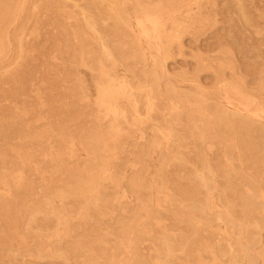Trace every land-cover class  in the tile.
I'll use <instances>...</instances> for the list:
<instances>
[{"label":"rangeland","instance_id":"rangeland-1","mask_svg":"<svg viewBox=\"0 0 264 264\" xmlns=\"http://www.w3.org/2000/svg\"><path fill=\"white\" fill-rule=\"evenodd\" d=\"M119 14L127 15L129 19L122 15L121 18ZM112 47L117 54L109 57L110 50L111 55L115 53ZM127 49H131L130 52ZM102 51L103 54L107 51L104 54L106 60ZM136 51L141 53H137L139 57ZM132 54L133 57L136 55L138 60H133L137 64L133 62ZM118 56L122 61L116 58ZM126 56L127 59L130 56L128 61L124 60ZM108 60L111 65L106 62ZM128 65L134 69H129ZM129 70H134L136 77L132 75L134 71L131 74ZM140 74L144 78H138ZM136 95L138 99L143 96L140 102ZM129 99L133 103H128ZM120 107L123 111L127 108L125 115L120 114L123 112ZM232 116L236 120L240 117L237 122L244 120L243 126L247 130L243 123L236 125ZM224 118L230 122H224ZM110 121L115 126L113 129ZM222 123L226 126L231 123L226 127L228 130ZM246 123L252 124L251 129ZM233 126L241 127L242 131L236 128L235 133ZM99 128L110 137L104 135L100 139L104 133L100 134ZM128 132L134 133L133 136L127 135ZM97 134L99 138L95 139ZM78 137L85 140L89 137L92 142L81 139L83 147ZM101 140L104 143L100 144ZM105 141L107 146L108 143L114 146L105 145L107 148L104 149ZM98 142L101 148L97 147ZM234 144L237 145L233 147ZM85 146L97 147V151L95 148L89 150V156ZM143 146L147 150L143 151ZM169 147L175 152L168 150ZM97 152L103 153L104 157ZM141 155L144 159L142 167L138 160ZM250 159L254 161V167ZM255 159L257 163L264 161V0H0V264H264V162L257 172L259 164ZM87 163L89 167H86ZM146 163L149 165L143 166ZM165 164L166 173H163ZM79 166L87 178L80 171L74 173ZM138 169L144 172L143 175ZM212 170L215 173L209 174ZM240 170L244 171L241 172L244 178L239 176ZM81 174L82 179L78 176ZM120 174L125 176L124 179ZM208 174L213 175V178L209 176L213 182L205 181V177L211 180ZM93 175L101 177L94 181ZM131 176L133 179L130 180ZM88 179L91 184L96 183V190ZM167 179L169 182L165 183ZM229 181L234 185L230 186ZM126 182L133 185L128 188ZM206 182L210 184L209 189ZM173 183L176 185H171ZM74 184L77 188H80L79 184L81 188L85 187L84 193H91L89 196L85 193L88 198ZM101 185H106L105 193ZM146 185L150 186L149 190ZM70 187H74V191ZM133 187L139 188L134 191ZM193 187L199 188L200 193ZM88 188L94 192L85 190ZM107 190L113 194L109 193L111 197ZM158 190L163 192L159 194ZM79 191L84 195L81 203ZM62 193H67V198H61ZM134 194L139 197L136 201ZM140 194H146L143 197L153 205H148ZM99 197L103 198H100L102 202ZM104 198L110 201L109 205L106 202L104 206L107 201ZM169 198L171 203L180 199L177 204L173 203L176 207L169 203ZM247 200L250 203L244 204L249 202ZM121 201L126 203L125 206ZM86 202H92L88 204L89 211ZM110 203H114L117 210ZM193 204H197L196 210ZM135 205L139 206L142 215L135 210ZM103 209L107 213L104 214ZM128 210L136 212L131 216ZM124 213L125 222L122 219ZM137 214L139 218L134 216ZM118 215L123 221L115 217ZM192 216L191 220L189 217ZM123 224L127 226L124 228ZM133 224L140 225L141 229L145 227L147 231H140V227ZM129 231L133 234L128 235ZM181 234L187 237H184L186 248ZM131 236L136 237L130 240ZM167 238H172L173 243ZM179 239L183 242L178 243ZM160 241L164 245H159ZM170 244L175 245H172L175 249ZM180 244H184V249ZM178 245L181 250H177ZM160 246L167 249L162 247L163 251H158ZM165 251L171 256L165 257Z\"/></svg>","mask_w":264,"mask_h":264},{"label":"bare ground","instance_id":"bare-ground-1","mask_svg":"<svg viewBox=\"0 0 264 264\" xmlns=\"http://www.w3.org/2000/svg\"><path fill=\"white\" fill-rule=\"evenodd\" d=\"M147 10H148V9H147ZM148 11H149V10H148ZM150 11H152V10H150ZM155 11H157V10H155ZM158 11L160 12V10H158ZM146 12H147V11H146ZM149 13H151V12H149ZM153 13H154V11H153ZM153 13H151V14H153ZM119 15H120V17H121L122 14H119ZM122 16H123V15H122ZM142 16H143V15H142ZM120 17H119V18H120ZM123 17H124V18H128L127 15H125V16H123ZM123 17H121V18H123ZM138 18H139V17H138ZM142 18H143V17H142ZM128 19H129V18H128ZM122 20H123V19H122ZM122 20H121V21H122ZM127 21H128V20H127ZM129 21H130V20H129ZM139 21H140V20H139ZM125 22H126V21H125ZM142 22H144V19H143ZM142 22H141V23H142ZM145 23H146V21H145ZM147 23H148V22H147ZM147 25H148V24H147ZM147 25H146V26H147ZM149 25H150V24H149ZM149 25H148V27H149ZM128 26H129V23H128ZM128 26H127V27H128ZM142 27H143V24H142ZM130 28H131V27H130ZM151 28H153V27H151ZM129 31H130V29H129ZM133 32H134V31H133ZM147 34H148V33H147ZM147 34H146V36H147ZM152 35H153V34H152ZM134 37H135V36H134ZM100 38H101V37H100ZM165 38H166V37H165ZM169 38H171V37H169ZM133 39H134V38H133ZM136 39H137V38H136ZM167 39H168V38H167ZM138 40H139V39H138ZM133 41H135V40H133ZM133 43H134V42H133ZM135 43H137V41H135ZM139 43H140V42H139ZM101 44H102V43H101ZM152 44H153V43H152ZM104 45H105V46H108V45H106V44H104ZM102 46H103V44H102ZM114 47H115V46H114ZM114 47H112V49H114ZM116 47H117V46H116ZM105 48H106V47H105ZM105 48L103 47L104 50H105ZM117 48H119V49H121V50H122V49L124 50V48H120V47H117ZM103 49H102V50H103ZM108 49H109V48H108ZM110 49H111V48H110ZM110 49H109V50H110ZM119 49H118V50L116 49V50L119 51ZM166 49H167V48H166ZM123 50H122V51H123ZM127 50L129 51V50H131V49H127ZM114 51H115V49H114ZM114 51H113V52H114ZM122 51H121V52H122ZM124 51H126V49H125ZM164 51H165V50H164ZM167 51H168V50H167ZM119 52H120V51H119ZM129 52H130V51H129ZM129 52H127V54H126L127 56H128V53H129ZM139 52H140V50H139ZM165 52H166V51H165ZM106 53H107V51H106L104 54H106ZM109 53H110V55L108 54L109 57H110V56L113 57L115 54H117L116 51H115V53H114L113 55H111V50H110ZM122 53H125V52H122ZM137 53H138V51H136V54H137ZM167 53H168V52H167ZM167 53H166V55H167ZM102 54H103V51H102ZM104 54H103V55H104ZM119 54H120V53H119ZM130 54H131V53H130ZM130 54H129V55H130ZM134 54H135V53H134ZM134 54H132L131 58L134 56ZM138 54L141 55V53H138ZM138 54H137V57H139ZM144 54H145V53H144ZM116 56H117V55H116ZM120 56L125 57V55H122V54H121ZM127 56H126V58H125L124 60L127 59ZM106 57H107V56L104 55L105 60H106ZM129 57H130V56H129ZM129 57H128V59H127L126 61H128V60L130 59ZM135 57H136V55H135ZM135 57H133L132 60H133ZM116 58L119 60V56L116 57ZM140 58H141V57H140ZM107 59H110V58H107ZM114 59H115V57H114ZM135 59H136V58H135ZM120 60H121V59H120ZM120 60H119V61H120ZM124 60H123V62H124ZM136 60H138V59H136ZM121 61H122V60H121ZM134 61H135V60H133V62H134ZM106 62H109V65H111V64H110L111 62H110L109 60L106 61ZM123 62H122V64H126V63H123ZM135 62H136L135 64L138 63L137 61H135ZM140 62H142V61L140 60ZM143 62H144V61H143ZM83 63H84V62H83ZM97 63H99V62H97ZM128 63H130V62H128ZM107 64H108V63H107ZM130 64H132V63H130ZM84 65H85V64H84ZM86 65H87V64H86ZM98 65H99V64H98ZM98 65H96V66L98 67ZM100 65H101V64H100ZM100 65H99V66H100ZM109 65H108V66H109ZM124 66H125V65H124ZM126 66H127V65H126ZM131 66H132V65H131ZM131 66L128 65L129 69H130ZM133 66H135V65H133ZM97 67H95V69H97ZM98 68H99V67H98ZM126 68H127V67H126ZM131 68H132V67H131ZM132 69H134V67H133ZM144 69H145V68H144ZM97 70H98V69H97ZM133 71H134V70H132V72H133ZM142 71L145 73L144 70H142ZM129 72H131V71L129 70ZM132 72H131V74H132ZM148 72L150 73V71H148ZM112 73H113V72H112ZM134 73H135V71H134ZM141 73H142V72H141ZM146 73H147V72H146ZM138 74H139V73H138ZM138 74H137V75H138ZM142 74H143V73H142ZM151 74H152V71H151ZM111 75H112V74H111ZM113 75H114V74H113ZM125 75H126V74H125ZM132 75L135 76L136 73H135V74H132ZM143 75H144V74H143ZM143 75L141 76V74H140L139 77H138V76H137V77L140 78V76L143 77ZM149 75H150V74H149ZM153 75H154V74H152V76H153ZM114 76H115V75H114ZM126 77H127V76H126ZM135 77H136V76H135ZM145 77H146V76H145ZM143 78H144V77H143ZM126 79H127V78H126ZM146 79H147V78H146ZM152 79H154V78H152ZM128 81H129V80H127V82H128ZM153 81H154V80H153ZM157 81H158V79H157ZM121 82H122V81H121ZM124 82H125V81H124ZM124 82H123V84H124V86H126V84H125ZM155 82H156V80H155ZM132 87H133V86H132ZM125 88H126V87H125ZM130 88H131V86H130ZM127 89H128V87H127ZM127 89H126V90H127ZM132 89H133V88H132ZM143 89H144V87H143ZM128 90H130V89H128ZM138 90H139V89H138ZM141 91H143V90L141 89ZM128 92H129V91H128ZM135 92H136V91H135ZM137 92H138V91H137ZM143 92H144V91H143ZM143 92H142V93H143ZM125 93H126V92H125ZM138 93H139V92H138ZM138 93H134V94H138ZM127 94H128V93H127ZM146 94H148V93H146ZM129 95H130V94H129ZM140 95H141V94H140ZM144 95H145V94H144ZM151 95H152V94H151ZM127 96H128V95H127ZM134 96H135V95H134ZM148 96H149V95H148ZM142 97H143V96H142ZM142 97H140V98H142ZM152 97H153V95H152ZM127 98H128V97H127ZM135 98H137V95H136ZM140 98H139V99H140ZM149 98H150V97H149ZM137 99H138V98H137ZM139 99H138V100H139ZM129 100H130V99H129ZM138 100H137V101H138ZM146 100H147V98H146ZM148 101H149V100H148ZM138 102H140V100H139ZM138 102H137V104H138ZM128 103H133V102L130 100V102H128ZM146 103H147V101H146L144 104L146 105ZM148 103H149V102H148ZM124 104H125V103H124ZM122 105H123V104H122ZM122 105H121V106H122ZM127 105H128V104H125L126 107H127ZM132 106L134 107V104H133ZM139 107H140V106L138 105V109H139ZM145 107H146V106H145ZM148 107H150V106H148ZM215 107H216V106H215ZM122 108H123V107H122ZM122 108H121V107L119 108V109H120V112L123 111ZM220 108L223 109V107H220ZM123 109H124V108H123ZM126 109H127V108H126ZM126 109H125L122 113H120V114L125 115V114H123V113H125ZM131 109H132V108H131ZM215 110H217V108H216ZM220 110H221V109H220ZM220 110L218 109V111H220ZM223 110H224V109H223ZM114 111H115V110H114ZM132 111H133V110H132ZM138 111H139V110H138ZM218 111H217V112H218ZM139 112H140V111H139ZM154 112H155V111H154ZM215 112H216V111H215ZM225 112H226V109H225ZM126 113H127V111H126ZM136 113H138V112H136ZM218 113H221V112H218ZM110 114H111V113H110ZM228 114H229V113H228ZM231 114H232V113H231ZM234 114H235V113H234ZM112 115H114V114H112ZM116 115L121 117V115H118V114H116ZM130 115H131V113H130ZM222 115H223V114H222ZM109 116H110V118H111V115H109ZM126 116H127V115H126ZM223 116H224V115H223ZM225 116H226V115H225ZM218 117H220V116H218ZM226 117H228V115H227ZM229 117H230V116H229ZM232 117H234V116H232ZM115 118H116V116L114 117V119H115ZM124 118H125V117H123V119H124ZM127 118H128V116L126 117V119H127ZM221 118H222V116H221ZM221 118H220V119H221ZM236 118H237V116H236ZM112 119H113V118H112ZM118 119H119V117H118ZM120 119H121V118H120ZM224 119H225L224 122L230 120V119H227V118H224ZM226 119H227V120H226ZM237 119H238V120H236L235 117L233 118V120H236V121H235L236 125H237V123H243V122H244V120H243L242 122H237V121H240V120H239L240 117H238ZM100 120H101V117H100ZM100 120H99V122H100ZM221 120H222V119H221ZM233 120H232L231 122H233ZM246 120H247V119H246ZM116 121H118V120H116ZM126 121H127V120H126ZM127 122H128V121H127ZM222 122H223V121H222ZM224 122H223V123H224ZM229 122H230V121H229ZM245 122H246V121H245ZM101 123H102V122H101ZM108 123H109V122H108ZM110 123H111V121H110ZM113 123H114V122H113ZM223 123H222V124H223ZM226 123H228V122H226ZM96 124L99 125V123H95V125H96ZM230 124H231V123H230ZM230 124H229V125H230ZM246 124H248V123H246ZM98 125H97V128H98ZM110 125H112V129H113V127H115V126H113L114 124H112V123H111ZM118 125H119V124H118ZM125 125H126V124H125ZM125 125H124V126H125ZM127 125H128V123H127ZM229 125H228V126H229ZM232 125H233V124H232ZM238 125L241 126L240 124H238ZM243 125H244V123L242 124V126H243ZM248 125H249V124H248ZM248 125H247V126H248ZM251 125H252V124H251ZM251 125H249V128H250V129H251V127H250ZM100 126H101V124H100ZM223 126H225V129H227L226 127H228V126H226V124H225V125L223 124ZM242 126H241V127H242ZM101 127H102V126H101ZM101 127H100V128H101ZM121 127H122V126H121ZM131 127H132V126H131ZM234 127H235V133L237 132V131H236V128H237V129L240 128V130H241V127L233 126V128H234ZM243 127H244V126H243ZM91 128H92V127H91ZM91 128H90V129H91ZM93 128H94V126H93ZM100 128H99V130H100ZM116 128L118 129V127H116ZM233 128H232V129H233ZM244 128H245V127H244ZM102 129H103V127H102ZM110 129H111V128H110ZM127 129H128V128H127ZM127 129L125 128V130H127ZM242 129H243V128H242ZM252 129H253V127H252ZM88 130H89V129H88ZM92 130H93V129H92ZM94 130H95V129H94ZM118 130H119V129H118ZM120 130H121V128H120ZM227 130H228V129H227ZM229 130H231V129L229 128ZM233 130H234V129H233ZM238 130H239V129H238ZM240 130H239V131H240ZM246 130H247V127L245 128V131H246ZM248 130H249V129H248ZM95 131H96V130H95ZM95 131H94V133H95ZM109 131H110V130H109ZM109 131H108V132H109ZM127 131H129V130H127ZM131 131H132V128H131ZM131 131H130V132H131ZM241 131H242V130H241ZM90 132H91V131H90ZM100 132H101V130H100ZM102 132L104 133V131H102ZM102 132H101L100 134H103ZM111 132H112V131H111ZM111 132H110V133H111ZM118 132H119V131H118ZM118 132H116V133L118 134ZM133 132H134V131H133ZM229 132H230V131H229ZM85 133H86V132H85ZM87 133L89 134V131H87ZM94 133H92V134L94 135ZM96 133L99 134V132H97V131H96ZM96 133H95V135H96ZM114 133H115V132H114ZM134 133H135V132H134ZM134 133H133V134H134ZM232 133H233V132H232ZM235 133H234V134H235ZM80 134H81V133H80ZM98 134H97V136H94L95 139H96V137L99 138ZM100 134H99V135H100ZM106 134H107V133H106ZM129 134H131V135L133 136L132 133H129V132H128L127 135H129ZM90 135H91V134H90ZM90 135H89V136H90ZM93 135H91V136H93ZM104 135H105V133H104L103 135H100V139H101V136H104ZM110 135H111V134H110ZM115 135H116V134H115ZM115 135H112V137H114ZM121 135H122V134H120V137H121ZM78 136H79V135H78ZM91 136H90V137H91ZM118 136H119V135H118ZM118 136H117V137H118ZM124 136H125V135H124ZM202 136H203V135H202ZM81 137H83V136L81 135ZM106 137H107V135H105V138H106ZM109 137H110V136H109ZM109 137H107V138H109ZM127 137H129V136H127ZM78 138H80V137H78ZM83 138H84V137H83ZM83 138H80V140L83 139ZM91 138H92V137H91ZM91 138H90V139H91ZM98 138H97V140H98ZM114 138H116V136H115ZM118 138H119V137H118ZM90 139H89V137H88V139L86 138V140H88L89 142H90ZM95 139L93 138V141H94ZM120 139H121V138H119L118 140H120ZM83 140H85V139H83ZM86 140H85V141H86ZM97 140H96V141H97ZM104 140H105V139H104ZM109 140H110V139H109ZM114 140H115V139H114ZM102 141H103V140H101V143H100V142L97 143V147H98V148H101V147H102V146H98L99 143H100V144L104 143V141H103V142H102ZM115 141H117V140H115ZM81 142H82V140H81ZM89 142H86V143L89 144ZM91 142H92V139H91ZM109 142H110V141H109ZM117 142H118V141H117ZM82 143H83V147H84V142H82ZM93 143H94V142H93ZM105 143H106V141H105ZM243 143H244V142H243ZM90 144H91V143H90ZM108 144H109V145L111 144L110 146H112V145L114 146V144H112V143H108ZM116 144H117V143H116ZM116 144H115V145H116ZM245 144H246V143H245ZM91 145H92V144H91ZM91 145H89L90 148H91ZM105 145L107 146V143L104 144V146H103L104 149H105V147H106ZM109 145H108V146H109ZM123 145H124V144H123ZM236 145H237V144H234V145H232V146L234 147V146H236ZM240 145H241V144H240ZM251 145H252V144H251ZM108 146H107V147H108ZM116 146H118V144H117ZM116 146H115V147H116ZM232 146H231V147H232ZM241 146L245 147L244 144L241 145ZM254 146H255V145H254ZM254 146H253V147H254ZM87 147H88V145H87ZM87 147L85 146V148H87ZM92 147H94V146H92ZM97 147H94L96 151H97V149H96ZM107 147H106V148H107ZM115 147H114V148H115ZM143 147H144V146H143ZM143 147H142V149H143ZM239 147H240V146H239ZM248 147H249V146H248ZM90 148H87V150L89 151V150L94 149V148H92V149H90ZM110 148L113 149V147H110ZM116 148H117V147H116ZM121 148L123 149L124 146L122 147V145H121ZM240 148H241V147H240ZM60 149H61V148H60ZM62 149H63V147H62ZM66 149H67V148H66ZM140 149H141V148H140ZM140 149H138V155L140 154V153H139V150H140ZM142 149H141V151H142ZM243 149H244V148H243ZM248 149H249V148H248ZM248 149H247V150H248ZM67 150H68V149H67ZM85 150H86V149H85ZM100 150H101V149H100ZM113 150H114V149H113ZM113 150H111V153L114 152ZM115 150H117V149H115ZM118 150H119V149H118ZM120 150H121V149H120ZM120 150H119V152H120ZM145 150H147V148L144 147V150H143V151H145ZM168 150H172V151H174V149H170V147L168 148ZM247 150H246V152H247ZM70 151H71V149H70ZM96 151H94V152L91 151V152L95 153ZM106 151L108 152L109 150L107 149ZM112 151H113V152H112ZM143 151H142V153H143ZM250 151H251V150H250ZM250 151H249V152H250ZM63 152H65V150H64ZM102 152H103V150H102ZM122 152H123V151H122ZM148 152H149V151H148ZM170 152H171V151H170ZM174 152H175V151H174ZM72 153H73V152H72ZM89 153H90V151L88 152V154H89ZM93 153H92V154H93ZM142 153H141V154H142ZM144 153H145V152H144ZM144 153H143V154H144ZM63 154H64V153H63ZM63 154H62V155H63ZM97 154L99 155L100 152H97ZM120 154H121V153H120ZM146 154H147V153H146ZM146 154H145V155H146ZM57 155H59V154L57 153ZM62 155H61V158H62ZM72 155H73V154H72ZM72 155H71V156H72ZM94 155H95V154H94ZM98 155H97V156H98ZM100 155H103V153H101ZM112 155L114 156V154H112ZM112 155H111V156H112ZM59 156H60V155H59ZM89 156H91V155L89 154ZM108 156H110V154H109ZM111 156H110V157H111ZM118 156H119V154H118ZM118 156H117V157H118ZM136 156H137V155H136ZM146 156H148V154H147ZM24 157H27V155H25ZM28 157H29V156H28ZM31 157H32V156H31ZM31 157H30V158H31ZM69 157H70V156H69ZM103 157H104V155H103ZM110 157H109V159H113V158H110ZM139 157H142V155L139 156ZM21 158H22V157H21ZM52 158H53V157H52ZM56 158H57V157H56ZM56 158H55V161H56ZM58 158H59V157H58ZM88 158H89V157H88ZM88 158H87V159H88ZM98 158H99V156H98ZM100 158H101V156H100ZM100 158H99V159H100ZM144 158H145V162H148V161H146V159H148V158H146L145 156H144ZM171 158H172V157H171ZM171 158H168V159H171ZM87 159H86V160H87ZM91 159H93V157H92ZM91 159H89V160H91ZM99 159H98V160H99ZM102 159H103V158H102ZM105 159H106V158H105ZM109 159H108V160H109ZM116 159H117V158H116ZM116 159L114 158V160H116ZM173 159H174V158H173ZM176 159H177V158H176ZM178 159H179V158H178ZM181 159H183V158H181ZM181 159H180V160H181ZM184 159H185V158H184ZM246 159H247V158H246ZM248 159H249V158H248ZM22 160H23V159H22ZM52 160H53V159H52ZM58 160H59V159H58ZM60 160H61V159H60ZM89 160H87V161H89ZM103 160H104V159H103ZM103 160H102V161H103ZM106 160H107V159H106ZM138 160H140L139 163H140V165H141V162L143 163L142 160H144V159H143V157H142L141 159H138ZM174 160H175V159H174ZM187 160H188V159H187ZM204 160H205V159H204ZM250 160H251V161H250V164H251L252 159H250ZM29 161H30V160H29ZM55 161L53 160L52 162L55 163ZM93 161H94V160H93ZM110 161H111V160H110ZM168 161H169V160H168ZM168 161H167V162H168ZM177 161H179V160H177ZM182 161H183V160H182ZM185 161H186V160H185ZM185 161H184V162H185ZM206 161H207V160H206ZM244 161H245V160H244ZM246 161H247V160H246ZM257 161H258V160H257ZM261 161H262V159H261ZM96 162H97V161H96ZM98 162H101V160H99ZM137 162H138V161H137ZM165 162H166V161H164V163H165ZM170 162H171V161H170ZM172 162H173V161H172ZM179 162H180V161H179ZM253 162H254V161H253ZM253 162H252L251 166L253 165V167H254V163H253ZM255 162H256V159H255ZM263 162H264V161H263ZM263 162H262V163H263ZM56 163H58V162H56ZM91 163H92V162H91ZM91 163H90V165H91ZM109 163H110V162H109ZM111 163H112V162H111ZM181 163H182V162H181ZM181 163H180V164H181ZM186 163H188V162L186 161ZM262 163H261V162H260V163H257V162H256V164H259V166H258L259 169H258V167H257L256 169H258V171H257V170H255V171L259 172V170L262 169V165H261ZM24 164H25V163H24ZM27 164H28V163H27ZM87 164H88V163H87ZM104 164H106V163H104ZM143 164H144V163H143ZM146 164H147V163H146ZM162 164H163V163H162ZM162 164H161V166H162ZM174 164H175V163H174ZM59 165H60V164H59ZM148 165H149V164H147V165H143V166L146 167V166H148ZM182 165H183V164H182ZM185 165H186V164H185ZM204 165H205V163H204ZM260 165H261V169H260ZM84 166H85V165H84ZM91 166H92V165H91ZM95 166H96V165H93V167H95ZM102 166H103V165H102ZM102 166H100V167H102ZM106 166H107V164H106ZM165 166H166V164L163 166V167H164V168H163V173L165 172L164 169L167 168V167H165ZM205 166L208 167L209 165H205ZM251 166H250V167H251ZM81 167H82V166H81ZM86 167H89V164H88V166H86ZM86 167H84V168H86ZM96 167H97V166H96ZM141 167H142V165H141ZM206 167H205V168H206ZM250 167H249V168H250ZM79 168H80V166L77 167V170H78ZM82 168H83V167H82ZM84 168H83V169H84ZM91 168H92V167H91ZM103 168H104V167H103ZM105 168H106V167H105ZM107 168H108V167H107ZM107 168H106V169H107ZM109 168H110V165H109ZM147 168H148V167H147ZM147 168H146V170H147ZM160 168H162V167H160ZM208 168H209V169H212V167H210V166H209ZM208 168H207V170H208ZM263 168H264V165H263ZM36 169L38 170L39 168H36ZM94 169H96V168H94ZM94 169H93V170H94ZM99 169H100V168H99ZM101 169H102V168H101ZM101 169H100V171H102ZM251 169H252V168H251ZM254 169H255V168H254ZM74 170H75V169H74ZM77 170H76L74 173H77V174H78L79 171H80V169L78 170V172H77ZM109 170H110V169H109ZM113 170H114V169H113ZM136 170H137V169H136ZM141 170H142V168H141ZM241 170H243V169H241ZM241 170H240V175H239V176L242 177V175H241L242 173H241V172H244V171H241ZM89 171H91V172L89 173V174H91V173H92V169H90ZM89 171H88V172H89ZM107 171H108V170H107ZM111 171H112V169H111ZM138 171H140V170L138 169ZM143 171H144V170H143ZM159 171H160V170H159ZM194 171H195V170H194ZM196 171H197V170H196ZM210 171H211V170H210ZM80 172L83 173V172H85V171H82V169H81ZM93 172H95V171H93ZM112 172H113V171H112ZM135 172H136V171H135ZM135 172L133 173L134 175L136 174ZM198 172H199V171H198ZM203 172H204V171H203ZM203 172H202V173H203ZM225 172H226V171H225ZM257 172H255V173H257ZM85 173H86V172H85ZM97 173L100 174V172H99L98 170H97ZM110 173H111V172H110ZM114 173L117 174L116 171H115ZM138 173H139V172H138ZM143 173H144V172H143ZM143 173H141V171H140V174L143 175ZM159 173H160V172H159ZM161 173H162V172H161ZM161 173H160V175H161V177L163 178L164 175L162 176ZM165 173H166V172H165ZM194 173H195V172H194ZM214 173H215V170H214ZM214 173H213V170H212V172H210L209 174H214ZM227 173H228V171H227ZM245 173H246V172H245ZM245 173H243V174H245ZM89 174H88V175H89ZM108 174H109V172H108ZM116 174H114V176H115ZM205 174H206V173H205ZM205 174H204V175H205ZM209 174H208V177L211 176V175H209ZM228 174H229V173H228ZM95 175H96V174H95ZM97 175H98V174H97ZM120 175H121V174H120ZM120 175H119V176H120ZM124 175H125V174H124ZM134 175H133V176H134ZM136 175H137V174H136ZM136 175H135V176H136ZM158 175H159V174H158ZM166 175L168 176V174H166ZM226 175H227V174H226ZM78 176H79V178H80V176L82 177V174H81V175H78ZM93 176H94V175H93ZM102 176L104 177L105 175H103V173H102ZM109 176L112 177L111 174H110ZM117 176H118V175H116L115 177H117ZM121 176L123 177V175H121ZM135 176H134V177H135ZM138 176H139V175H138ZM138 176H137V178H138ZM145 176H146V175H145ZM192 176H194V174H193ZM195 176L197 177L198 174L196 173ZM201 176H202V175H201ZM201 176H199V177H201ZM205 176H206V175H205ZM205 176H204V177H205ZM227 176H228V175H227ZM239 176H238V177H239ZM244 176H246V175H244ZM247 176H248V173H247ZM83 177H86V176H84V173H83ZM99 177H101V175L97 176V178L94 176V181H95V178L98 179ZM110 177H109V178H110ZM122 177H120V178H122ZM124 177H125V176H124ZM124 177H123V179H124ZM131 177H132V176H131ZM158 177H159V176H158ZM165 177H166V176H165ZM204 177H203V179H204ZM208 177H207V178H208ZM211 177L213 178V175H212ZM79 178H77V179L79 180ZM86 178H87V177H86ZM88 178H90V177H88ZM91 178H93V177H91ZM109 178H108V179H109ZM112 178H113V177H112ZM120 178H119V179H120ZM140 178H142V177H140ZM168 178H169V177H168ZM194 178H195V177H194ZM201 178H202V177H201ZM201 178H200V179H201ZM209 178H210V177H209ZM242 178H244V177H242ZM80 179H82V178H80ZM83 179H84V178H83ZM131 179H133V177L130 178V180H131ZM144 179H145V177H144ZM200 179H199V180H200ZM203 179H202V180H203ZM210 179H211V178H210ZM85 180H86V179H85ZM88 180H89V179H88ZM92 180H93V179H92ZM101 180H102V179H101ZM104 180H105V177H104ZM104 180H103V181H104ZM111 180H112V179H111ZM121 180H122V179H121ZM130 180H129V181H130ZM136 180H137V179H136ZM140 180H142V179H140ZM160 180H161V183H162V181L164 182V180H162V179H160ZM197 180H198V177H197ZM206 180H208V181H212L213 179L209 180V179H206V177H205V181H206ZM79 181H81V180H79ZM82 181L84 182V180H82ZM82 181H81V182H82ZM89 181H90V180H89ZM115 181H117V180H115ZM127 181H128V180H127ZM166 181L169 182L168 179L165 180V183H166ZM255 181H256V180H255ZM75 182H76V181H75ZM75 182H74V183H75ZM101 182H102V181H101ZM110 182H112V181H110ZM121 182H122V181H120V184H121ZM138 182H140V181H138ZM158 182H159V181H158ZM199 182H200V181H199ZM201 182H202V181H201ZM201 182H200L199 184H201ZM212 182H213V181H212ZM229 182H230V181H229ZM248 182H250V181L247 180V183H248ZM252 182L254 183V180H253ZM258 182H259V181H258ZM86 183H88V182L86 181ZM128 183H129V182H126V184H128ZM134 183H135V182H134ZM136 183H137V182H136ZM141 183H143V184L145 185L144 182H141ZM146 183H147V182H146ZM156 183H157V181H156ZM161 183H160V185H161ZM209 183H210V182H209ZM230 183H231V182H230ZM230 183H229V184H230ZM240 183H241V182H240ZM240 183H238V184H240ZM70 184H73V182L70 183ZM75 184H77V182H76ZM75 184H74L73 186H75ZM90 184H91V181H90ZM90 184H88V185H90ZM95 184H96V183H95ZM95 184H94V183L91 184L92 186H93V185L95 186V187L93 186V188H95L94 190H96V188H98V187H96ZM97 184H100V183L97 182ZM102 184H104V183L102 182ZM120 184H119V186H120ZM148 184H149V183H148ZM199 184H198V185H199ZM206 184H207V189H209L208 187H209L210 184H208L207 182H206ZM211 184H212V183H211ZM232 184L234 185V182H232V183L230 184V186H233ZM235 184H236V183H235ZM238 184H237V185H238ZM242 184H243V183H241V185H242ZM245 184H246V182H245ZM255 184H257V181H256ZM255 184H254V185H255ZM259 184H260V183H259ZM79 185H80V188H79V187L77 188V185L75 186V188H77V189H79V190L82 189V191H83L85 187L81 188V184H79ZM91 185H90V188H91ZM116 185H117V184H116ZM128 185H129V184H128ZM128 185H125V186H128ZM132 185H133V184H132ZM132 185L130 184V185L128 186V188H129L130 186H132ZM140 185L142 186V184H140ZM144 185H143V186H144ZM160 185H159V187H160ZM169 185H170V184H169ZM171 185H174V183L171 184ZM175 185H176V184H175ZM175 185H174V186H175ZM227 185H228V184H227ZM247 185H248V184H247ZM260 185H261V184H260ZM260 185H259V186H260ZM97 186H99V185H97ZM102 186L104 187V185H101L100 187H102ZM113 186H114V185H113ZM121 186H123V185L121 184ZM135 186H138V185H135ZM135 186H134V187H135ZM143 186H142V187H143ZM151 186H152V185H151ZM161 186H165V184L163 183V185H161ZM167 186H168V185H167ZM196 186H197V185H196ZM250 186H251V188L253 187V185H250ZM250 186H249V188H250ZM105 187H106V185H105ZM105 187H104V189H103L104 193L106 192V191H105ZM134 187H133V188H134ZM149 187H150V186H149ZM149 187H147V185H146V188H148V190H149ZM172 187H173V186H172ZM178 187H179V185H178ZM199 187H200V186H199ZM201 187H202V186H201ZM204 187H205V186L203 185V188H204ZM240 187H241V186H239V188H240ZM246 187H247V186H246ZM254 187H255V186H254ZM72 188H73V191H74V187H72ZM72 188L70 187L69 189H71V191H72ZM113 188H115V187H113ZM117 188H119V187L117 186L116 189H117ZM120 188H121V187H120ZM123 188H124V187H123ZM123 188H121V189L124 190ZM128 188L125 187L126 190H127ZM133 188H132V189H133ZM137 188H139V187H137ZM137 188H134V191H135V189L137 190ZM144 188H145V187H144ZM144 188H143V190H144ZM152 188H153V187H152ZM152 188H151V189H152ZM193 188L195 189L194 191L197 190V192H199V190H200L199 188L196 189L197 187H196V188L193 187ZM193 188H192V189H193ZM231 188H232V187H231ZM235 188H236V187H235ZM237 188H238V186H237ZM237 188H236V189H237ZM243 188L245 189L244 186H243ZM243 188H242V189H243ZM259 188H260V187H259ZM151 189H150V191H152ZM160 189H161V187H160ZM160 189H159V190H160ZM163 189H165V188H163ZM170 189H171V188H170ZM176 189H177V188H176ZM192 189H191V191H192ZM205 189H206V187H205ZM224 189H225V187H224ZM229 189H230V188H229ZM236 189H235L234 191H236ZM255 189H256V188H255ZM255 189H254V190H255ZM262 189H263V188H262ZM65 190H66V188H65ZM75 190H76V189H75ZM85 190H90V189L88 188V189H85ZM94 190H90V191H91V192H92V191L94 192ZM119 190H120V189H119ZM130 190H131V189H130ZM130 190H128V191H129V192H132V191H130ZM139 190H140V189H139ZM141 190H142V188H141ZM143 190H142V191H143ZM159 190H158V193H159ZM183 190H185V188H184ZM222 190H223V189H222ZM227 190H228V188H227ZM232 190H233V189H232ZM238 190H239V189H238ZM238 190H237V191H238ZM247 190H248V189H247ZM250 190H252V189H250ZM71 191H69V192H71ZM168 191H169V189H168ZM174 191H175V188H174ZM174 191L171 192V193H173V195L175 194ZM188 191H190V190H188ZM223 191H224V190H223ZM223 191H222V193H223ZM228 191H231V189L228 190ZM237 191H236V192H237ZM239 191H241V188H240ZM239 191H238V192H239ZM262 191H263V190H262ZM66 192H67V191H66ZM69 192H68V194H67V193H65V194L69 195ZM76 192H77V194H78V191H76ZM79 192H80V191H79ZM87 192H88V191H87ZM98 192H99V191H98ZM107 192H108V190H107ZM114 192H116V190H114ZM117 192H118V191H117ZM137 192H138V191H137ZM143 192H144V191H143ZM162 192H163V191H162ZM162 192H160V193H162ZM176 192H177V190H176ZM180 192H181V191L179 190V193H180ZM197 192H196V193H197ZM225 192H227V191L225 190ZM232 192H233V191H232ZM253 192H254V191H253ZM255 192H256V191H255ZM255 192H254V193H255ZM80 193H81V196H82V192H80ZM85 193H86V192H85ZM85 193H84V191H83V194H84V195H85ZM100 193H101V197H102V195H103V194H102V191H101ZM109 193H110V192H108V194H109ZM124 193H125V192H124ZM135 193H136V192H135ZM138 193H141V192H138ZM160 193H159V194H160ZM171 193H170V194H171ZM186 193H187V192H186ZM199 193H200V192H199ZM199 193H198V194H199ZM254 193H252V195H253ZM60 194H61V193H60ZM62 194H63V195H61V198H63V197L65 196L64 193H62ZM72 194H73V192L70 193V196H71ZM90 194H91V193H90ZM90 194H89V195H90ZM110 194H111V193H110ZM110 194H109V195H110ZM118 194H119V192H118ZM166 194H167V193H166ZM168 194H169V193H168ZM168 194H167V195H168ZM183 194H184V193H183ZM193 194H194V193H193ZM198 194H197V195H198ZM223 194H224V193H223ZM248 194H249V192H248ZM250 194H251V193H250ZM9 195H10V194H9ZM67 195H66V196H67ZM84 195H83V196H84ZM86 195H88V193H86ZM86 195H85V197H86ZM89 195H88V196H89ZM92 195H94V194H92ZM92 195H91V196H92ZM109 195H107V197H105V198H108ZM111 195H113V194H111ZM111 195H110V197H111ZM141 195H142V194H140V196H141ZM143 195H144V194H143ZM143 195H142V197H143ZM145 195H146V194H145ZM145 195H144V196H145ZM164 195H165V194H164ZM175 195H176V194H175ZM175 195H174V196H175ZM178 195H180V194H178ZM187 195H188V193H187ZM256 195H258V194L256 193ZM12 196H13V195H12ZM57 196H58V194H57ZM66 196H65V197H66ZM83 196L81 197V200H79L80 203H81L82 199L84 198ZM97 196H98V195H97ZM99 196H100V195H99ZM105 196H106V195H105ZM116 196H118V195H115V198H117ZM134 196H136V194H134ZM146 196H147V195H146ZM161 196H162V195H161ZM165 196H166V195H165ZM165 196H164V197H165ZM170 196H171V195H170ZM174 196H173V197H174ZM180 196H181V195H180ZM180 196H178V197H180ZM188 196H189V195H188ZM253 196H254V195H253ZM8 197H9V196H8ZM10 197H11V196H10ZM65 197H64V199H65ZM92 197H93V196H92ZM101 197H99L98 199H100ZM103 197H104V196H103ZM113 197H114V196H112V198H113ZM123 197H124V195H123ZM125 197H126V196H125ZM162 197H163V196H162ZM162 197H160V198H162ZM164 197H163V198H164ZM178 197H177V198H178ZM182 197H183V195H182ZM195 197H196V194H195ZM249 197H251V196H249ZM66 198H67V197H66ZM86 198H88V197H86ZM86 198H85V199H86ZM105 198H104V200H107V199H105ZM112 198H111L110 200H112ZM118 198H120V197H118ZM135 198H136L135 201H136L137 199H139V197L137 198V196H136ZM158 198H159V197H158ZM167 198H168V197H167ZM188 198H189V197H188ZM188 198H186V199H188ZM251 198H252V197H251ZM101 199H103V198H101ZM101 199H100V202H102ZM143 199H146V198L143 197ZM143 199H141V200H143ZM174 199H175V198H174ZM180 199H181V197H180ZM180 199H178V201H179ZM244 199H245L244 201H246V198H244ZM248 199H249V198H248ZM255 199H256V197H255ZM11 200H12V199H11ZM91 200H92V198L90 199V201H91ZM113 200H114V199H113ZM117 200H118V199H117ZM161 200H162V201H165L164 199H161ZM161 200L159 201V204H160V205L162 204ZM171 200H173V198H172ZM175 200H176V199H175ZM189 200H191V198H189ZM242 200H243V198H242ZM250 200H251V203H252V199H250ZM250 200H247V201H249V202H244V204H245V203H250ZM14 201H15V200H14ZM86 201H87V200H86ZM93 201H94V200H93ZM95 201H96V203H97V200H95ZM95 201H94V202H95ZM108 201H109V200H107V201L104 202V203H105L104 206L106 205V202H107V204H108ZM143 201H144V200H143ZM146 201H147V199H146ZM168 201H170V198H169ZM168 201H167V202H168ZM178 201H177V202L174 201V202H172V203H171V201H170L169 203H171L172 206H173V205L175 204V202H176V204H177ZM229 201H230V200H229ZM256 201H257V200H254V202H256ZM9 202H10V201H9ZM12 202H13V200H12ZM94 202H93V203H94ZM98 202H99V200H98ZM109 202H110V201H109ZM114 202H115V201H114ZM132 202H133V201H132ZM140 202H141V201H140ZM140 202H139V203H140ZM144 202H145V201H144ZM147 202H148V201H147ZM160 202H161V203H160ZM181 202H182V201H181ZM194 202H195V201H194ZM13 203H14V202H13ZM84 203H85V202H84ZM84 203H82V204L84 205ZM90 203H92V202H89V203L86 202L87 205H85V207L87 206L86 208L88 209V211L90 210V209H89L90 207L88 208V204H90ZM96 203H95L94 205L97 206V204H99V203H97V204H96ZM121 203H122V201H121ZM134 203H135V202H134ZM137 203H138V202H137ZM137 203H135V204H137ZM142 203H143V202H142ZM150 203H152V202H150ZM150 203L148 202L147 204L149 205ZM156 203H157V202H156ZM169 203H168V206L171 205V204H169ZM173 203H174V204H173ZM230 203H231V202H230ZM48 204H51V203H48ZM110 204H112V203H110ZM113 204H114V203H113ZM113 204H112V205H113ZM118 204H119V202L116 203L117 206H118ZM125 204H126V203H125ZM125 204L122 203V206H123V205L125 206ZM127 204H128V202H127ZM129 204H131V203H129ZM90 205H91V204H90ZM90 205H89V206H90ZM99 205L101 206L102 204L100 203ZM108 205H109V204H108ZM112 205H110V206L113 207ZM140 205H141V203H140ZM144 205H145V203H144ZM152 205H153V203H152ZM180 205H181V203H180ZM180 205H179V206H180ZM185 205H186V204H185ZM188 205L190 206V204H188ZM188 205H187V207H188ZM193 205H194V210H196L195 206H196L197 204H196V205L193 204ZM229 205H230V204H229ZM247 205H248V204H246V207H247ZM250 205H252V204H250ZM250 205H249V206H250ZM254 205H257V204L255 203ZM8 206H9V205H8ZM100 206H99V208H100ZM114 206H115V204H114ZM129 206H130V205H129ZM161 206H162V205H161ZM163 206H164V205H163ZM174 206L176 207V205H174ZM179 206H178V207H179ZM183 206H184V203H183ZM191 206H192V204H191ZM243 206H244V205H243ZM252 206H253V205H252ZM93 207H94V206H93ZM97 207H98V206H97ZM97 207H95V208H97ZM101 207H102V206H101ZM107 207H108V206H107ZM119 207H121V206L119 205ZM119 207H118V208H119ZM127 207H128V206H126V208H127ZM130 207H131V206H130ZM140 207H141V206H140ZM142 207H143V206H142ZM142 207H141V209H143ZM169 207H170V206H169ZM184 207L186 208V206H184ZM196 207H198V206H196ZM246 207L244 206V208H246ZM8 208H11V206L8 207ZM103 208H105V207H103ZM115 208H116V206H115ZM115 208H114V209H115ZM124 208H125V207H124ZM126 208H125V209H126ZM132 208H133V206H132ZM134 208H137L136 205L134 206ZM138 208H139V206H138ZM138 208L135 209V210L138 211ZM151 208H152V207H151ZM165 208H166V207H165ZM167 208H168V207H167ZM173 208H174V207H173ZM179 208H180V207H179ZM182 208H183V207H182ZM190 208L193 209V206L190 207ZM228 208H229V207H228ZM247 208H248V207H247ZM249 208H251V207H249ZM249 208H248V209H249ZM254 208H255V207H254ZM91 209H93V208H91ZM108 209H109V208H108ZM114 209H113V210H114ZM120 209H122V208H120ZM120 209H119V210H120ZM129 209H131V208H129ZM139 209H140V208H139ZM183 209H184V208H183ZM197 209H198V208H197ZM248 209H246V210L248 211ZM251 209H252V208H251ZM256 209H257V206H256ZM53 210H54V209H53ZM82 210H83V208H82ZM93 210L96 211L97 209H93ZM100 210H101V209H100ZM100 210H99V211H100ZM115 210H117V208H116ZM131 210H132V209H131ZM147 210H148V209H147ZM153 210H154V209H153ZM157 210L159 211V209H157ZM84 211H86V210L84 209ZM106 211H107V210L105 209V212H106ZM124 211H125V210H124ZM128 211H129V210H128ZM149 211H150V209H149ZM151 211H152V210H151ZM161 211H162V210H161ZM168 211H170V209H169ZM173 211H174V210H173ZM103 212H104V209H103ZM105 212H104V214H105ZM129 212L132 213V212H134V211H132V212L129 211ZM135 212H136V211H135ZM135 212H134V213H135ZM155 212H156V211H155ZM170 212H171V211H170ZM254 212H255V209H254ZM106 213H107V212H106ZM109 213H110V211H109ZM111 213H112V212H111ZM134 213L129 214V215L132 216ZM144 213H145V211H144ZM144 213H143V214H144ZM149 213H151V212H149ZM159 213H161V212L159 211ZM171 213H172V212H171ZM173 213H174V212H173ZM175 213H176V212H175ZM250 213H251V212H250ZM97 214H98V213H97ZM138 214H139V215H142V214L140 213V211H138ZM138 214H137V215H134V216H138ZM154 214H155V213H154ZM177 214H178V213H177ZM192 214H193V216H196V214H195V215H194V213H192ZM101 215H102V214H101ZM124 215H125V213L123 214V216H124ZM228 215H229V214H228ZM104 216H105V215H104ZM127 216H128V215H127ZM134 216H133V217H134ZM145 216H146V213H145ZM151 216H153V215H151ZM151 216H150V217H151ZM154 216H155V215H154ZM171 216H173V215L171 214ZM177 216H178V215H177ZM190 216H191V215H190ZM193 216H192V218H191V217H189V218L192 220V219H193ZM101 217H102V216H101ZM101 217H100V218H101ZM115 217H118V219H120V218H119V215H118V216H115ZM129 217H130V216H129ZM133 217H131V220H132ZM143 217H144V216H143ZM150 217H149V218H150ZM229 217H230V216H228L227 218H229ZM124 218H125V216H124L122 219L124 220ZM126 218H127V217H126ZM126 218H125V220H126ZM135 218H136V217H135ZM137 218H139V216H138ZM149 218H148V219H149ZM153 218H154V217H153ZM153 218H152V219H153ZM173 218H174V216H173ZM189 218H188V219H189ZM195 218H196V217H194V220H196ZM230 218H231V217H230ZM230 218H229V219H230ZM176 219H177V218H175V220H176ZM185 219L187 220V218H185ZM114 220H115V219H114ZM120 220H121V219H120ZM123 220H121V221H123ZM125 220H124V222H125ZM129 220H130V219H129ZM131 220H130V221H131ZM134 220H136V219H134ZM134 220H133L132 222H134ZM138 220H139V219H138ZM142 220H143V218H142ZM142 220H141V221H142ZM153 220H154V219H153ZM177 220H178V219H177ZM183 220H184V219H183ZM191 220H190V221H191ZM231 220H232V219H231ZM116 221H117V218H116ZM126 221H127V220H126ZM146 221H147V218H146ZM148 221H149V220H148ZM190 221H189V223H190ZM67 222H68V220H67ZM114 222H115V221H114ZM152 222H153V221H151V222H149V223H152ZM156 222H157V220H156ZM159 222H161V221H159ZM180 222H183V221H180ZM184 222H185V220H184ZM191 222H192V221H191ZM117 223H118V222H117ZM135 223H136V222H135ZM145 223H146V222H145ZM147 223H148V222H147ZM187 223H188V222H187ZM63 224H67V223H63ZM115 224H116V223H115ZM125 224H127V223H125ZM125 224H123L122 227L125 228V226H127V225L130 224V223L128 222L127 225H125ZM139 224H140V223H139ZM190 224H191V223H190ZM124 225H125V226H124ZM133 225H134V224H133ZM140 225H141V224H140ZM140 225L138 226V225L135 224L134 226H138V227H140ZM148 225H150V224H148ZM148 225H147V226H148ZM156 225H157V224H156ZM188 225H189V224H188ZM192 225H193V226H196V224H194V223H193ZM129 226H130V225H129ZM131 226H132V225H131ZM141 226H142V225H141ZM143 226H144V225H143ZM256 226H257V225H256ZM131 228H133L132 230L134 231V227H131ZM131 228H130V229H131ZM144 228H145V227H144ZM144 228H142V229H144ZM163 228H164V227H163ZM192 228H193V227H192ZM240 228H241V227H240ZM135 229H136V228H135ZM140 229H141V227H140ZM142 229H141L140 231H143ZM194 229H195V228H194ZM127 230H128V227H127ZM148 230H149V228H148ZM166 230H167V229H166ZM166 230H164L165 233H167ZM196 230H197V229H196ZM125 231H126V230H125ZM133 231H132V232H133ZM144 231H147V230L144 229ZM162 231H163V230H162ZM243 231H244V230H243ZM129 232H130V233H129L128 235L131 234V231H129ZM135 232H136V231H134L133 233L135 234ZM195 232H197V231H195ZM195 232H194V233H195ZM247 232H248V231H247ZM133 233H132V234H133ZM142 233H143V232H142ZM142 233H141V234L139 233V234H140V235H143ZM146 233H147V232H146ZM149 233H150V230H149L148 234H149ZM183 233H184V232H183ZM244 233L246 234V231H245ZM132 234H131V235H132ZM144 234H145V233H144ZM148 234H147V235H148ZM167 234H168V233H167ZM177 234H180V233H177ZM192 234H193V233H192ZM196 234H197V233H196ZM117 235L119 236V233H118ZM120 235H121V237H122V233H121ZM181 235H182V234H181ZM183 235H184V234H183ZM183 235H182V237H183V241L185 242V243H184L185 245H184V244H180V245H182V247H183V249H184V246H185V248H186V240H187V239L184 240V237H185V238H187V237H186V236H183ZM241 235H243V234H241ZM247 235H248V234H247ZM167 236H168V235H166V237H167ZM170 236H171V235H170ZM179 236H180V235H179ZM190 236H191V235H190ZM194 236H196V235L194 234ZM197 236H199V235H197ZM248 236H249V235H248ZM116 237H117V236H116ZM132 237H133V236L129 237L130 240H131ZM134 237H136V236H134ZM134 237H133V238H134ZM140 237H142V236H140ZM168 237H169V236H168ZM171 237L173 238L174 236H171ZM246 237H247V236H246ZM133 238H132V239H133ZM172 238H171V239L169 238L170 240H169L168 238H167V239H168V241H171ZM180 238H181V237H180ZM189 238H190V240H191V237H189ZM189 238H188V241H189ZM240 238H241V237H240ZM240 238H239V239H240ZM248 238H250V237H248ZM251 238H252V237H251ZM117 239H118V238H117ZM135 239H136V238H135ZM135 239H134V240H135ZM139 239H140V238H139ZM139 239H138V240H139ZM162 239H163V238H161V240H162ZM174 239H175V238H174ZM174 239H173V240H174ZM181 239H182V238H181ZM194 239H195V237H194ZM194 239H193V240H194ZM197 239H198V238H197ZM244 239H245V237H244ZM252 239H253V238H252ZM100 240H101V239H100ZM100 240H99V242H101ZM175 240H176V239H175ZM175 240H174V241H175ZM245 240H247V239H245ZM253 240H255V238H254ZM97 241H98V240H97ZM102 241H103V240H102ZM177 241H178V243H179L180 239L177 240ZM177 241H176V242H177ZM183 241H182V242H183ZM239 241H240V240H239ZM248 241H249V239H248ZM250 241H251V240H250ZM79 242H81V241H78V243H79ZM84 242H85V241H84ZM132 242H133V241H132ZM132 242H131V244H132ZM160 242H161V241H160ZM171 242H172V241H171ZM180 242H181V241H180ZM182 242H181V243H182ZM189 242H190V241H189ZM189 242H187V244H189ZM172 243H173V242H172ZM178 243H177V244H178ZM191 243H192V242H191ZM82 244H83V242H82ZM128 244H129V243H128ZM128 244H127V245H128ZM131 244H130V245H131ZM161 244H163V242H161L159 245H161ZM165 244H166V242H165ZM174 244H175V242H174ZM192 244H193V243H192ZM79 245H81V244H79ZM84 245H85V244H84ZM90 245H91V244H90ZM137 245H138V244H137ZM163 245H164V244H163ZM170 245H171V244H170ZM170 245H169V247H171L173 244H172L171 246H170ZM183 245H184V246H183ZM173 246H175V245H173ZM173 246H172V248H174ZM127 247H129V246H127ZM131 247H132V245H131ZM137 247H138V246H137ZM137 247H136V248H137ZM139 247H140V245H139ZM157 247H158V246H157ZM162 247H163V248H162ZM166 247H167V245H166ZM169 247H168V248H169ZM180 247H181V246L178 245V246H177L178 249H177V248H176V249L179 250ZM182 247H181V248H182ZM187 247L189 248L190 246H187ZM84 248H85V247H84ZM88 248H89V247H88ZM115 248H116V247H115ZM161 248H162L163 250L165 249L164 246H160V247L158 248V249H159L158 251H161V250H162ZM188 248H187V251H189ZM117 249H118V248H117ZM132 249H133V248H132ZM160 249H161V250H160ZM166 249H167V248H166ZM166 249H165V250H166ZM174 249H175V248H174ZM91 250H92V249H91ZM119 250H120V249H119ZM121 250H124V248L121 249ZM130 250H131V249H130ZM137 250H138V249H137ZM155 250H156V249H155ZM163 250H162V251H163ZM169 250H170V249H169ZM177 250H176V251H177ZM180 250H181V249H180ZM185 250H186V249H185ZM139 251H140V249H139ZM158 251H157V252H158ZM117 252L119 253V251H117ZM117 252H115V253H117ZM125 252H126V251H125ZM127 252H128V251H127ZM131 252H132V251H131ZM131 252H130V253H131ZM167 252H168V251H167ZM170 252H171V251H170ZM173 252H174V251H173ZM173 252H172V253H173ZM184 252H186V251H184ZM189 252H190V251H189ZM88 253H89V252H88ZM91 253L94 254V252H92V251H91ZM137 253H138L139 256H140V253H139L138 251H137ZM160 253H163V252H160ZM165 253H166V251H165ZM245 253H246V252H245ZM89 254H90V253H89ZM120 254H121V251H120ZM120 254H118V255H120ZM131 254H132V253H131ZM133 254H134V253H133ZM163 254H164V253H163ZM167 254H168V253L164 254V256L166 257ZM174 254H175V253H174ZM174 254H172V255L175 256ZM176 254H177V252H176ZM94 255H95V254H94ZM105 255H106V254H105ZM111 255H112V254H111ZM125 255H126V253H125ZM156 255H158V254H156ZM168 255H169V257L171 256L170 254H168ZM168 255H167V256H168ZM92 256H93V255H92ZM109 256H110V255H109ZM127 256H128V254H127ZM159 256H160V254H159ZM187 256H189V254H188ZM90 257H91V256H90ZM96 257H97V256H96ZM111 257H112V256H111ZM92 258H93V257H91L90 259L93 260ZM139 258H140V257H139ZM171 258H173V257H171ZM94 259H95V257H94ZM132 259L135 260V258H132ZM163 259H164V258H163ZM165 259H166V258H165ZM167 259H168V257H167ZM89 261H90V260H89ZM93 261H94V260H93ZM141 261H142V260H140V262H141ZM96 262H97V260H96ZM138 262H139V261H138ZM89 263H90V262H89ZM89 263H88V264H89ZM134 263H135V262H134ZM163 263H164V262H163ZM163 263H162V264H163ZM136 264H137V262H136Z\"/></svg>","mask_w":264,"mask_h":264}]
</instances>
